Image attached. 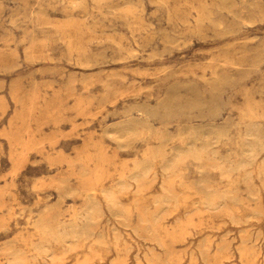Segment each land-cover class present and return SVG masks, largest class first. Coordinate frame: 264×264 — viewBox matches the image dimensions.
<instances>
[{"label":"rangeland","instance_id":"rangeland-1","mask_svg":"<svg viewBox=\"0 0 264 264\" xmlns=\"http://www.w3.org/2000/svg\"><path fill=\"white\" fill-rule=\"evenodd\" d=\"M0 264H264V0H0Z\"/></svg>","mask_w":264,"mask_h":264}]
</instances>
